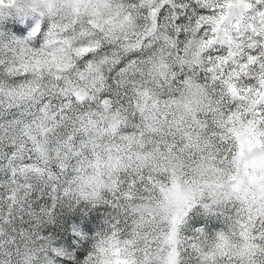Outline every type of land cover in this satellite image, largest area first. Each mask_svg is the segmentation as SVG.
<instances>
[{
	"label": "clouds",
	"instance_id": "9594fccd",
	"mask_svg": "<svg viewBox=\"0 0 264 264\" xmlns=\"http://www.w3.org/2000/svg\"><path fill=\"white\" fill-rule=\"evenodd\" d=\"M0 264H264V0H0Z\"/></svg>",
	"mask_w": 264,
	"mask_h": 264
}]
</instances>
